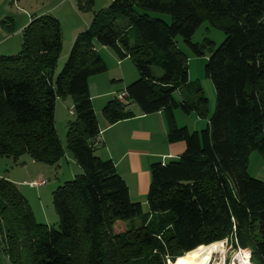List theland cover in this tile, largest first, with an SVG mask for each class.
Listing matches in <instances>:
<instances>
[{"label": "trees", "instance_id": "1", "mask_svg": "<svg viewBox=\"0 0 264 264\" xmlns=\"http://www.w3.org/2000/svg\"><path fill=\"white\" fill-rule=\"evenodd\" d=\"M77 1L80 9L93 4ZM119 16L128 20L122 28ZM204 21L225 33L204 67L215 90L209 118L208 100L189 83L187 57L176 44L181 37L202 56L191 39ZM61 44L59 21L34 15L22 30L20 51L0 54V156L28 154L57 164L64 150L54 109L70 96L67 148L80 168L52 192L57 229L37 222L15 184L0 178V250L12 264H167L170 258L174 264L198 246L224 239L250 249L253 264H264V181L248 172L251 152L264 158V0H111L93 12L55 74ZM98 45L115 48L138 70L123 99L118 93L103 106L108 122L133 117L131 104L143 114L163 110L168 141L185 144L176 158L150 166L151 218L125 232H115L114 222L144 212L114 162L95 153L100 131L88 80L107 71ZM176 109L208 122L190 131L176 124Z\"/></svg>", "mask_w": 264, "mask_h": 264}, {"label": "rangeland", "instance_id": "2", "mask_svg": "<svg viewBox=\"0 0 264 264\" xmlns=\"http://www.w3.org/2000/svg\"><path fill=\"white\" fill-rule=\"evenodd\" d=\"M110 3L111 0H93L90 8L84 7V9H80L77 0H0V54L14 55L18 53L22 46V28L26 25L25 23L29 21L31 15L46 11L43 14H50L55 17L61 27L62 44L55 67V74H57L66 62L75 39L74 34L85 30V27L91 22L93 12L106 9ZM149 13L152 17L162 18L168 23L171 21V17L167 14ZM127 23V18L123 16H119L116 20L117 28H122ZM82 26L83 28H78ZM78 29L84 30L80 31ZM224 38L225 33L222 29L211 25L209 21H204L191 39L193 43L200 46L203 52L202 56L196 55L181 37L176 38L177 46L187 57L189 83L193 88L195 85H199L203 95L208 100V118L215 109V90L211 80L205 76L204 67L210 53L223 42ZM207 41H212L214 45ZM98 51L101 52L102 59L107 64L108 69L104 73L91 76L88 84L93 104L97 109H100L107 100L101 94L108 89L123 90L125 85L138 77V70L128 57L121 60L115 48H105L98 45ZM153 68L161 73L157 67ZM179 97L180 93L176 92L175 98L178 99ZM191 97H196L194 89L191 90ZM72 111L73 101L70 96L60 99L55 104V127L64 150V155L57 164L34 161L28 154H23L17 158L0 156V178L15 184L20 193L27 199L37 222L46 223L49 227L55 229L58 228V216L52 203V192L59 185L80 173L79 166L67 148V125L69 121L74 119ZM177 113L179 116L178 123L187 125L190 131L202 129L201 127L194 128L192 126L193 119H190L191 117L187 114L180 110H177ZM201 120L204 128L207 118H202ZM248 172L253 177L257 176L264 179V158L258 151L250 153ZM33 181H42L43 183L34 185L32 184ZM146 198V195H144L139 200L144 216L135 217L131 220H116L114 222L115 232H125L129 228H136L141 223L148 222L151 215L146 214L148 212ZM220 242L224 250L222 252L224 259L221 264H231L233 256L237 253L238 246L231 239H224ZM173 261L174 259H167V264H173ZM215 261L216 264L220 262L218 258L213 256L209 264H213ZM0 264H12L8 254L4 253L2 249L0 250Z\"/></svg>", "mask_w": 264, "mask_h": 264}, {"label": "crops", "instance_id": "3", "mask_svg": "<svg viewBox=\"0 0 264 264\" xmlns=\"http://www.w3.org/2000/svg\"><path fill=\"white\" fill-rule=\"evenodd\" d=\"M43 13L34 15H41ZM34 15H31L29 21L25 23L26 25ZM83 26L78 28H83ZM78 30L81 31L84 29ZM77 34L75 33L74 36L76 37ZM99 54L102 57L101 52ZM113 80L115 81V79ZM124 89L121 91L114 89L104 91L101 95L105 96L107 100L105 99L106 101L105 103L103 102V106L116 94L124 91ZM178 99H181V95ZM103 106L97 109L93 104L100 131L95 153L102 159H111L114 162L118 173L128 185L131 199L135 202H140L139 200L144 195L147 197L150 183V166L156 162L167 163L171 159L176 158L184 151L185 144L184 142L170 143L168 141V113L163 110L152 114H143L136 104H131L129 107L135 114L133 117L115 123H109L102 113ZM177 110L173 112L175 122L178 126H183V124L178 123L179 116ZM188 116L191 117L190 119H193L192 126L194 128H203L202 126L204 125L201 118L197 117L194 113ZM255 178L264 181L260 177L255 176Z\"/></svg>", "mask_w": 264, "mask_h": 264}, {"label": "bare ground", "instance_id": "4", "mask_svg": "<svg viewBox=\"0 0 264 264\" xmlns=\"http://www.w3.org/2000/svg\"><path fill=\"white\" fill-rule=\"evenodd\" d=\"M222 252H224V250L221 247V242L201 245L176 258L174 264H209L213 256L218 258V261H220L219 264H221L224 259ZM249 256L248 249H246L236 255L233 264H251ZM213 264H216V261Z\"/></svg>", "mask_w": 264, "mask_h": 264}, {"label": "built area", "instance_id": "5", "mask_svg": "<svg viewBox=\"0 0 264 264\" xmlns=\"http://www.w3.org/2000/svg\"><path fill=\"white\" fill-rule=\"evenodd\" d=\"M118 97L122 100L123 97H124L123 93L120 92V93L118 94ZM98 141H99V136L95 139V142H98ZM42 183H43L42 181H33V182H32V184H34V185H41ZM247 249H248V248H247ZM244 250H246V249H244V248H240V247L238 246L237 253L233 256L232 261H231V264H233V261H234L236 255H237L238 253L240 254V253L243 252ZM248 252H249V254H250V256H251V251H250V249H248ZM250 256H249V260L251 261ZM251 264H253V263L251 262Z\"/></svg>", "mask_w": 264, "mask_h": 264}]
</instances>
